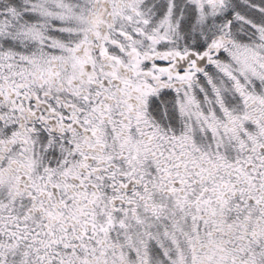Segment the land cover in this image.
Returning a JSON list of instances; mask_svg holds the SVG:
<instances>
[{"label":"snow or ice","instance_id":"obj_1","mask_svg":"<svg viewBox=\"0 0 264 264\" xmlns=\"http://www.w3.org/2000/svg\"><path fill=\"white\" fill-rule=\"evenodd\" d=\"M0 264H264V0H0Z\"/></svg>","mask_w":264,"mask_h":264}]
</instances>
